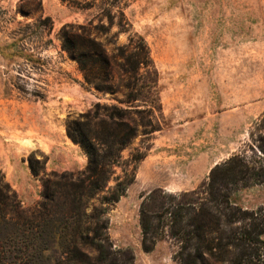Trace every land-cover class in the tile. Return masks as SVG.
<instances>
[{
    "label": "rangeland",
    "instance_id": "374dc122",
    "mask_svg": "<svg viewBox=\"0 0 264 264\" xmlns=\"http://www.w3.org/2000/svg\"><path fill=\"white\" fill-rule=\"evenodd\" d=\"M116 6L113 12L122 9L130 26L128 32L114 26L93 33L117 63L116 89L99 91L86 85L76 58L63 49L62 31L101 24L98 9L79 11L61 0H0V170L26 211L39 207L51 174L86 171L88 157L68 128L97 104V124L109 121L106 109H127L124 84L137 81L118 67L119 48L131 53L130 39L141 36L157 107L152 113L135 104L143 110L132 115L139 131L122 151L110 186L123 170L135 169V180L110 208L109 235L116 247L134 252L136 264H179L182 243L169 227L152 252L144 251L141 205L151 193L171 204L187 193L184 199L211 209L219 219L218 232L209 236L214 244L254 223H229L234 209L257 213L255 222H264V0H120ZM150 120L158 130L148 128L147 136L142 122ZM133 155L142 159L135 163ZM232 157L238 162L226 172ZM152 210L161 223L169 222L170 214ZM193 216L186 214L187 230ZM215 246L198 264H231L237 251Z\"/></svg>",
    "mask_w": 264,
    "mask_h": 264
},
{
    "label": "trees",
    "instance_id": "16d2710c",
    "mask_svg": "<svg viewBox=\"0 0 264 264\" xmlns=\"http://www.w3.org/2000/svg\"><path fill=\"white\" fill-rule=\"evenodd\" d=\"M61 1L79 11L99 10L103 18L99 25L90 23L87 26L63 27V49L76 58L88 87H95L99 91L115 90L111 82L117 63L114 57L107 55L103 44L93 37V33H104L107 27L111 29L114 26L118 27L119 32L129 31L130 24L123 10L113 12L120 0ZM117 14L119 21L116 23ZM136 37L138 41H134V37L130 39L131 53H126L128 47L119 48L123 63L118 67L137 81L124 84L127 109L116 106L106 109L109 121L97 124L95 120L100 115V105L97 104L93 114L83 115V121H74L73 126L68 128L69 137L81 146L88 157L86 171L80 174H51L45 181L39 207L26 211L0 170V264H136L134 252L116 247L109 235L110 208L120 201L135 180V169L132 172L123 170V177L117 176L115 185L110 186L114 169L122 162V151L139 131V124L132 115L140 114L143 110H139L140 105L135 104L143 103L152 113L157 107L149 51L144 39ZM142 123L147 136L151 134L148 128L152 132L158 130L151 120ZM141 159V156L133 155L135 163ZM35 162L31 159L30 166L33 175L38 176ZM237 162L232 157L223 167L227 168L226 172H234ZM219 168L216 166L212 174ZM243 172H237L242 180L245 178ZM101 193L105 194L101 196L99 205H93L92 201ZM153 194H149L141 205L142 244L146 253L155 249L164 236L165 227H169L171 237L182 243L181 251L175 256L179 264H198L197 258L204 261V254L213 250L216 244L219 250L232 248L237 251L231 264H264V240L261 238L264 222H255L257 213L232 210L226 216L229 223H254L251 226L247 224L238 233L224 236L214 244L209 236L218 232L219 219L211 209L200 206V202L184 199L187 193L176 204L157 201ZM152 209L170 214L169 222L161 223L157 213L151 214ZM188 212L194 214L186 222L189 230L183 226ZM153 220L157 223L154 224ZM193 240L197 241L195 245L192 244ZM193 245L195 257L189 252Z\"/></svg>",
    "mask_w": 264,
    "mask_h": 264
}]
</instances>
